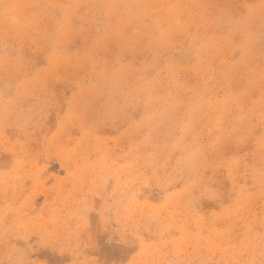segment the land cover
<instances>
[{"label": "rangeland", "instance_id": "rangeland-1", "mask_svg": "<svg viewBox=\"0 0 264 264\" xmlns=\"http://www.w3.org/2000/svg\"><path fill=\"white\" fill-rule=\"evenodd\" d=\"M0 264H264V0H0Z\"/></svg>", "mask_w": 264, "mask_h": 264}]
</instances>
